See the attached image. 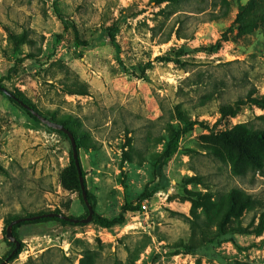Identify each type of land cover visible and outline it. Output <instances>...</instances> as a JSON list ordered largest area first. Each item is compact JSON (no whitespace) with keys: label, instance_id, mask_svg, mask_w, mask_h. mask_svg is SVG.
I'll return each mask as SVG.
<instances>
[{"label":"rangeland","instance_id":"rangeland-1","mask_svg":"<svg viewBox=\"0 0 264 264\" xmlns=\"http://www.w3.org/2000/svg\"><path fill=\"white\" fill-rule=\"evenodd\" d=\"M242 7L264 14V0H0V83L76 132L95 212L147 204L111 228L23 224L7 264H264V106L248 101L264 96V19L240 30ZM71 152L0 92V261L10 219L87 217L63 185Z\"/></svg>","mask_w":264,"mask_h":264},{"label":"trees","instance_id":"trees-1","mask_svg":"<svg viewBox=\"0 0 264 264\" xmlns=\"http://www.w3.org/2000/svg\"><path fill=\"white\" fill-rule=\"evenodd\" d=\"M251 4V1L248 2L247 5H250ZM247 8H243L241 9L240 13L238 14V17H237V21H236V24L238 26V28L240 30H245L246 28H253L257 25V23L261 20V19H264V14L261 15V16H256L254 15L253 13H249V14H246L245 15V10ZM247 16V17H246ZM262 17V18H261ZM231 29H234V28H231ZM119 32V28L117 26H113V27H105V28H102L101 29V34H100V38L102 37H108L111 39V41L113 43L116 42V36H117V33ZM180 37V36H179ZM81 45H90V44H81ZM207 48H198L197 50L198 51H201V50H206ZM1 84V83H0ZM2 85V84H1ZM3 86V85H2ZM4 87V86H3ZM1 93L4 94V92L2 90H0ZM82 93H86V92H82ZM20 100L24 101L25 103L29 104L30 106H32L35 110L39 111L42 115L46 116L44 113H42L40 110L37 109V107L31 102V100H29L26 96H24L23 94L21 93H14ZM6 97L13 103L21 106L26 112L28 115H30L32 118H36V116H34L29 110L25 109L20 103L19 101L15 100L14 98L10 97V96H7ZM248 101L253 103V104H257V105H261V106H264V96L263 97H260V98H253V96H249L248 98ZM240 105L241 103H238L236 109H234L232 106L228 109V106L222 108V113L224 115H236L239 108H240ZM47 117V116H46ZM48 118V117H47ZM38 120V119H37ZM184 120V119H183ZM56 122V121H55ZM60 123V122H59ZM44 124V123H43ZM64 124L67 128H69L75 135L76 139H77V143H78V149H79V154H80V149L82 148V145L78 139V136L76 134V132L69 126L67 125L66 123H62ZM45 127H47L49 130L53 131V132H57L63 136H66L68 137V135L66 133H64L63 131H59V130H56L54 128H51L49 127L48 125L44 124ZM194 126H195V123L194 122H187L186 126L178 131L175 135V140H173V142H170L168 147H167V151L165 153V156L166 157H169L172 152H174L178 147H179V139L180 137L185 134V133H188L190 131H192L194 129ZM69 138V137H68ZM73 151V150H72ZM80 160H81V156H80ZM81 166H82V170H83V176L85 178V184H86V188H87V191H88V196H89V200L90 202L93 204V194L90 192V190L88 189V184H87V172L84 170V167H83V164H82V161H81ZM62 180H63V185L66 189L68 190H71V191H77L79 192L80 196H81V199L84 201V198H83V194H82V187H81V182H80V175H79V171H78V168L75 164V160H74V157H73V152H71V165L69 166V168H67L63 175H62ZM153 194L149 195V197H152ZM148 198V197H147ZM85 202V201H84ZM94 207V206H93ZM142 207V205L140 204V206H134L133 204H130V203H127L121 213L113 218V219H109L107 217H104L100 214H98L97 212H95L94 214V218H93V222L96 223V224H99L103 227H107V228H111V227H114L116 226L117 224H123L125 221H126V213L129 212V211H136L137 209L140 210V208ZM142 209V208H141ZM58 213V214H63L60 210H53V211H41L39 213H34V214H29L28 217H31V216H37V215H44V214H47V213ZM89 214V210L87 209V215L88 216ZM68 216V219H62V218H59V217H41L39 219H34V220H27V221H23L21 223H18L14 226V231L22 226L23 224H33V223H43V222H48V221H59L61 222L62 225H83V222H75L73 221V219H78V220H81L85 217H82V216H73V215H67ZM22 217H25V216H22ZM18 218H21V217H18ZM18 218H12L10 219V222L9 224L18 219ZM8 224V225H9ZM222 234V233H221ZM225 235H227L228 233L225 232L223 233ZM14 235H15V232H14ZM16 236V235H15ZM13 245V248L12 250L5 256L4 260L7 259L11 254L12 252L16 249V243H11ZM23 249V242H21V246L18 248V250L10 257L8 263L12 262L14 259H16L18 257V255L20 254V252L22 251ZM216 257H218V254L215 255ZM4 260H1L0 263Z\"/></svg>","mask_w":264,"mask_h":264},{"label":"water","instance_id":"water-1","mask_svg":"<svg viewBox=\"0 0 264 264\" xmlns=\"http://www.w3.org/2000/svg\"><path fill=\"white\" fill-rule=\"evenodd\" d=\"M0 90H2L4 92L5 95L10 96L12 98H14L15 100L19 101V103L27 110H29L34 116H36V118L38 120H40L42 123L48 125L51 128H54L56 130L59 131H63L64 133H66L71 141L72 144V150H73V157L75 160V164L78 168L79 171V175H80V182H81V187H82V194H83V198L85 201V204L89 210V214L86 218H83L81 220L78 219H73V221L75 222H83V223H90L93 218H94V214H95V209L92 205V203L89 200V196H88V191L86 188V184H85V178L83 176V170H82V166H81V160H80V154H79V149H78V143H77V139L74 135V133L67 128L64 124L59 123V122H55L49 118H47L46 116L42 115L39 111L35 110L32 106H30L29 104L25 103L24 101L20 100L12 91L8 90L6 87H3L0 84ZM41 217H59L62 219H68V216L65 214H58V213H47L44 215H37V216H25V217H21L18 218L14 221H12L6 230V236L9 239V241L16 243V249L12 252V254L5 259L4 261H2L0 264H7L10 257L18 250V248L21 246V242L18 240V238L14 235V226L18 223H21L23 221H27V220H34V219H39Z\"/></svg>","mask_w":264,"mask_h":264},{"label":"built area","instance_id":"built-area-1","mask_svg":"<svg viewBox=\"0 0 264 264\" xmlns=\"http://www.w3.org/2000/svg\"><path fill=\"white\" fill-rule=\"evenodd\" d=\"M145 208H147V204L145 203V201L142 203V210L144 211Z\"/></svg>","mask_w":264,"mask_h":264}]
</instances>
